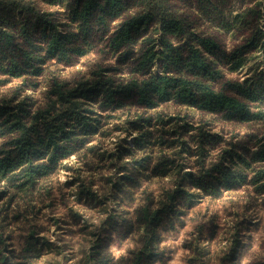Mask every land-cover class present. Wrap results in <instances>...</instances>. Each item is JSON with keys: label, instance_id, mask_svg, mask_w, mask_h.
Here are the masks:
<instances>
[{"label": "trees", "instance_id": "1", "mask_svg": "<svg viewBox=\"0 0 264 264\" xmlns=\"http://www.w3.org/2000/svg\"><path fill=\"white\" fill-rule=\"evenodd\" d=\"M261 55L264 0H0V180L34 191L63 159L91 149L98 120L84 101L101 111L181 104L201 118L264 122V82L255 62ZM242 69L252 77L240 80ZM163 111L148 141L176 150L161 152L151 169L174 173L176 185L155 207L147 202L131 216L107 215L104 222L117 238L137 235L139 246L116 258L107 242L116 237L107 233L89 248L87 264L164 262L165 250L155 241L182 213L186 182L213 197L222 194V183L233 182L227 190L253 185L264 205V133L252 135L249 148L246 142L222 148L218 160L204 165L203 126L172 115L164 119ZM187 134L196 136L194 144ZM125 151L117 146L101 153L119 174L104 178L110 196L138 184L142 175V160L132 154L125 162ZM185 153L193 165L183 162ZM26 242L23 264L41 248L32 236ZM1 243L0 264H8ZM206 253L197 246L188 263L204 264Z\"/></svg>", "mask_w": 264, "mask_h": 264}, {"label": "rangeland", "instance_id": "2", "mask_svg": "<svg viewBox=\"0 0 264 264\" xmlns=\"http://www.w3.org/2000/svg\"><path fill=\"white\" fill-rule=\"evenodd\" d=\"M255 62L259 63L256 72L262 74L264 82V55L258 56ZM78 66L67 67L66 71L73 72ZM252 75L248 69L238 71L242 81ZM28 93L36 95V92ZM84 104L93 112L92 120H98V130L89 142L93 146L91 149L63 159L34 191L25 192V189L0 180V239L2 246H6L8 264H23L22 256L26 255L23 248L27 246L26 238L29 236L36 239L37 246L41 248L30 252L39 255L27 256L24 264H87L89 248L96 246L97 239L107 233L112 238L116 237L112 241L109 237L107 241L116 258L139 246L137 235L125 240L117 238L104 218L113 212L131 216L136 207L147 202L155 207L164 198L165 190L176 185L174 173L157 175L151 169V162L153 164L161 152L172 154L176 150H163L148 141L160 124L161 111L166 110L162 112L166 113L164 119L172 115L180 119L179 123L186 121L193 126H203L204 130L200 131L204 134L201 139L204 157L200 160L204 165L218 160L222 148L236 143L240 148L243 142L249 148L254 145L252 135L264 133V122L260 120L219 121L209 115L202 119L189 105L101 111L94 102L84 101L82 106ZM187 138L191 145L194 144L196 136L191 138L187 134ZM138 142H143L142 149L137 146ZM117 146L128 150L125 151L129 153L124 158L125 162L128 163L133 154L144 165L138 184L126 187L127 190L119 195L110 196L108 193L112 188L110 183H104V178L112 181L119 174L116 177L109 157L100 156L104 151L113 152ZM239 150L240 153L245 152ZM176 159L180 161L179 156ZM193 161L190 154H184V163L193 165ZM232 184L222 183L221 186L227 188ZM87 188L91 192L89 195ZM225 188L220 196L213 197L190 182L183 185L189 195L180 204L182 213L174 217L172 223H167V228L160 231V237L155 241L156 246L166 253L165 261L156 264H189L190 255H195L192 249L196 250L197 246L206 248L207 253L202 258L204 264L264 263V205L261 204V194L249 184L237 189Z\"/></svg>", "mask_w": 264, "mask_h": 264}]
</instances>
